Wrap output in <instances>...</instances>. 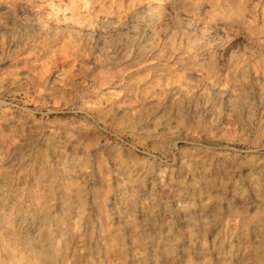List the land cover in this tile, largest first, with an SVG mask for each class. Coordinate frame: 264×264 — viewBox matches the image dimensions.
Segmentation results:
<instances>
[{"label":"rangeland","instance_id":"374dc122","mask_svg":"<svg viewBox=\"0 0 264 264\" xmlns=\"http://www.w3.org/2000/svg\"><path fill=\"white\" fill-rule=\"evenodd\" d=\"M233 1L187 0L189 16L180 0H0V264H130L132 250L171 264L158 230L123 217L129 239L117 221L119 165L191 187L210 173L222 199L247 190L244 149L264 146V0H246L243 24ZM263 212L217 214L233 243L238 223H261L254 264Z\"/></svg>","mask_w":264,"mask_h":264},{"label":"bare ground","instance_id":"6f19581e","mask_svg":"<svg viewBox=\"0 0 264 264\" xmlns=\"http://www.w3.org/2000/svg\"><path fill=\"white\" fill-rule=\"evenodd\" d=\"M246 2L233 1L241 24L249 22L247 18L244 19ZM180 6L182 12L189 16L194 13L189 9L187 0H180ZM139 13L141 11L138 9L130 11L131 16H137ZM10 18L8 21L15 20ZM101 24L107 29L112 27L105 15L101 17ZM121 25L123 23L119 21L117 26ZM244 150L245 157L250 159L248 168L251 172L247 190L242 192L239 187L234 188L225 199L219 198L220 196L213 192L214 188L208 186L210 173L200 174L197 184L191 187L175 180L162 182L163 176L154 170L143 172L136 167L123 165L114 168L113 208L115 217L127 232L128 238L132 239L136 235L137 228L133 226L132 221L122 218L133 216L141 219V228H154L161 233L155 254L156 261L203 264L205 255L209 254L212 264H254L258 251L257 242L262 233L260 222L252 226L238 223L236 243L222 239L216 229L219 211H233L239 202L264 209V180L257 176L258 173L264 174L259 172L264 169V146L255 143ZM146 185L154 191L148 193V203L139 205L137 199ZM262 215L264 218V212ZM232 220L237 221L235 216ZM174 224L186 229L185 233L178 234ZM242 249L245 252L241 253ZM130 264H141L139 251H131Z\"/></svg>","mask_w":264,"mask_h":264}]
</instances>
